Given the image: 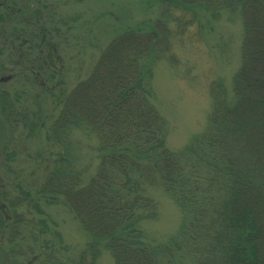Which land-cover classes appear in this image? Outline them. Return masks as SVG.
Returning a JSON list of instances; mask_svg holds the SVG:
<instances>
[{
    "label": "trees",
    "instance_id": "16d2710c",
    "mask_svg": "<svg viewBox=\"0 0 264 264\" xmlns=\"http://www.w3.org/2000/svg\"><path fill=\"white\" fill-rule=\"evenodd\" d=\"M160 2L164 9L240 11V65L230 94L212 91L206 130L182 152H173L152 101L147 65L163 37L154 29H127L109 41L89 75L62 90L47 130L48 140L60 148L45 167L37 199L66 206L90 237L76 257L61 264H96L101 248L113 264H264V0ZM45 42L48 67L56 58L55 44ZM29 62L37 63V55ZM29 73V82L41 78ZM1 105V111L11 106L7 100ZM74 128L88 129L98 141L94 172L79 167V155L69 151ZM156 184L184 216L165 242L147 239L141 228L142 221L157 216V202L148 194ZM21 201L16 195L10 204ZM7 218L0 215V238Z\"/></svg>",
    "mask_w": 264,
    "mask_h": 264
},
{
    "label": "rangeland",
    "instance_id": "374dc122",
    "mask_svg": "<svg viewBox=\"0 0 264 264\" xmlns=\"http://www.w3.org/2000/svg\"><path fill=\"white\" fill-rule=\"evenodd\" d=\"M162 6L160 0H0V94L9 96L11 105L6 111L0 108V210L6 214L0 215L8 217L0 238V264L70 262L89 241L66 206L37 199V186L60 148L48 140L47 130L59 112L62 90L89 75L111 39L127 29H154L163 37L147 65L152 101L173 152H182L206 130L212 91L230 94L240 65V11L213 14ZM46 39L54 42L56 57L48 67L43 64ZM33 55L35 64L29 62ZM31 69L41 75L37 83L27 81ZM70 137L69 151L79 155V167L94 172L99 161L95 136L74 128ZM148 194L157 202V216L142 221L141 228L147 239L165 242L177 233L183 212L161 186H149ZM16 195L22 201L14 207L10 202ZM48 253L54 262L47 261ZM96 264H113L106 248L100 249Z\"/></svg>",
    "mask_w": 264,
    "mask_h": 264
},
{
    "label": "flooded vegetation",
    "instance_id": "af4514ba",
    "mask_svg": "<svg viewBox=\"0 0 264 264\" xmlns=\"http://www.w3.org/2000/svg\"><path fill=\"white\" fill-rule=\"evenodd\" d=\"M0 97H1V101H2V103H3L5 100H7V99L9 98V96H6V94L3 93V91L1 92ZM7 102H8V101H7ZM2 107H3V105H0V108H2ZM6 115H8V114H6ZM9 115H10V114H9Z\"/></svg>",
    "mask_w": 264,
    "mask_h": 264
}]
</instances>
